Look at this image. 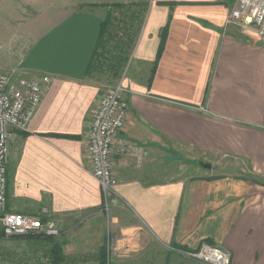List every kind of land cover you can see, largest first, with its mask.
<instances>
[{"label": "crops", "instance_id": "0c3cea01", "mask_svg": "<svg viewBox=\"0 0 264 264\" xmlns=\"http://www.w3.org/2000/svg\"><path fill=\"white\" fill-rule=\"evenodd\" d=\"M84 1L145 2L120 78L129 114L112 152L122 249L160 243L187 254L210 243L234 264H264V43L227 24L237 0H57L27 23L18 71L52 81L28 130H12L7 210L54 221L69 240L80 224L95 233L104 224L85 143L101 95L89 69L109 9L76 8ZM204 153L215 170L173 173V154Z\"/></svg>", "mask_w": 264, "mask_h": 264}, {"label": "rangeland", "instance_id": "374dc122", "mask_svg": "<svg viewBox=\"0 0 264 264\" xmlns=\"http://www.w3.org/2000/svg\"><path fill=\"white\" fill-rule=\"evenodd\" d=\"M56 2L57 0H0V69L11 73L13 80L26 79V76L18 71L20 60L30 38L26 24L37 19V15L53 11L59 4ZM85 6L107 7L109 12L103 22L116 29L112 35L102 38L103 42L101 41L95 62L89 72V77L100 83L102 94L119 83L120 78L125 74L124 68L131 48L127 43L129 39L133 42L137 36L138 27L144 18L145 2L126 1L116 7L115 3L90 5L84 1L81 5L77 4L76 8ZM118 29L120 30L117 31ZM107 31H109L108 28ZM119 33L124 34L121 36ZM97 107L98 105L96 109ZM199 160L211 163L215 170V158L206 153L198 160L173 154L169 163L173 173L179 175L190 174L194 170L204 172L212 170H203L198 164ZM111 199L109 198L107 203L103 202L99 215H102L105 221L104 224L103 221L96 224L98 233L90 232V227L93 225L80 224L73 231L81 234H74L75 239L69 240L67 237L71 233L61 235L56 225L58 234L53 237L61 244V257L51 255V242L44 237L46 234H43L42 238L22 236L15 239L8 238L5 241L0 238V264H203L201 260L188 253H173L174 251H169L160 243L155 245L153 243L151 246L142 245L139 249L131 247L123 250L125 246H121L119 240L121 228L114 217ZM102 228H105L104 233L101 231ZM54 259H58V262Z\"/></svg>", "mask_w": 264, "mask_h": 264}, {"label": "built area", "instance_id": "2783aa9c", "mask_svg": "<svg viewBox=\"0 0 264 264\" xmlns=\"http://www.w3.org/2000/svg\"><path fill=\"white\" fill-rule=\"evenodd\" d=\"M243 30H256L264 43V0H237L227 19ZM0 69V231L7 238L25 235L58 234L54 221L40 215L7 210L8 163L13 129L28 130L48 89L52 77L13 80ZM129 101L127 88L119 82L100 95L86 137L85 151L91 159L92 172L104 192L105 202L115 196L118 180L113 171L112 151L125 126ZM107 206V205H106ZM189 255L207 264H234L231 253L223 247L205 243Z\"/></svg>", "mask_w": 264, "mask_h": 264}, {"label": "trees", "instance_id": "16d2710c", "mask_svg": "<svg viewBox=\"0 0 264 264\" xmlns=\"http://www.w3.org/2000/svg\"><path fill=\"white\" fill-rule=\"evenodd\" d=\"M116 5V7L117 6H120L121 4L120 3H117V4H115ZM109 26H111V25H108V23H105V22H103L102 23V32H101V40H100V42H99V46H98V49L100 48V45H101V41L103 42V37H105V36H110V35H112L113 34V31H115L116 29H113L112 27H109ZM107 28H108V30L109 31H107ZM121 28V27H120ZM120 29H118L117 31H119ZM116 31V32H117ZM167 32H168V25L162 30V34H161V37H162V42H161V47H160V50H159V57H160V55H161V53H162V50H163V46H164V41H165V38H166V36H167ZM105 34V35H104ZM124 33H119V35H123ZM127 43V42H126ZM131 43H132V40H128V43L127 44H129V46H131ZM97 52H98V50H97ZM97 52H95V57H96V55H97ZM94 62H95V59L93 60V63L91 64V66H90V69H89V72H90V70H91V68H92V65L94 64ZM117 72V71H116ZM26 237H33V238H42L43 237V235H37L36 237H34L35 235H25ZM25 236H23V237H25ZM5 237V235H4V233L2 232V231H0V238H4ZM20 237H22V236H20ZM45 238H48L49 239V241L51 242V247H52V249H51V255L54 257V256H57V258H58V256L59 257H61V244L57 241V239L55 238V237H53V236H48V235H46V236H44ZM16 237H12V239H15ZM47 239V240H48ZM48 241V242H49ZM55 260V262H58L56 259H54Z\"/></svg>", "mask_w": 264, "mask_h": 264}, {"label": "water", "instance_id": "95a60500", "mask_svg": "<svg viewBox=\"0 0 264 264\" xmlns=\"http://www.w3.org/2000/svg\"><path fill=\"white\" fill-rule=\"evenodd\" d=\"M198 164L204 169H211L212 168V164L211 163L205 162L203 160H199Z\"/></svg>", "mask_w": 264, "mask_h": 264}]
</instances>
